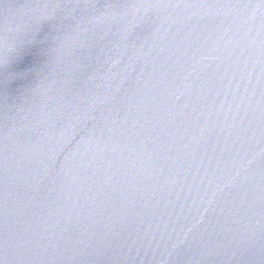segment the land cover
Here are the masks:
<instances>
[{
  "label": "water",
  "instance_id": "obj_1",
  "mask_svg": "<svg viewBox=\"0 0 264 264\" xmlns=\"http://www.w3.org/2000/svg\"><path fill=\"white\" fill-rule=\"evenodd\" d=\"M0 264H264V0H0Z\"/></svg>",
  "mask_w": 264,
  "mask_h": 264
}]
</instances>
